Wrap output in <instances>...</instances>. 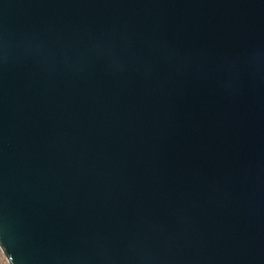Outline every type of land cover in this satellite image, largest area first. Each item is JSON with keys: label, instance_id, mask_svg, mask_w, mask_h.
<instances>
[{"label": "water", "instance_id": "1", "mask_svg": "<svg viewBox=\"0 0 264 264\" xmlns=\"http://www.w3.org/2000/svg\"><path fill=\"white\" fill-rule=\"evenodd\" d=\"M11 264H264V0H0Z\"/></svg>", "mask_w": 264, "mask_h": 264}, {"label": "built area", "instance_id": "2", "mask_svg": "<svg viewBox=\"0 0 264 264\" xmlns=\"http://www.w3.org/2000/svg\"><path fill=\"white\" fill-rule=\"evenodd\" d=\"M0 264H11L4 250L2 249L1 245H0Z\"/></svg>", "mask_w": 264, "mask_h": 264}]
</instances>
